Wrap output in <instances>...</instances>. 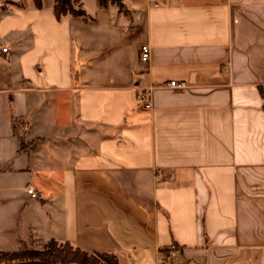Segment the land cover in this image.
I'll use <instances>...</instances> for the list:
<instances>
[{
    "label": "crops",
    "instance_id": "obj_1",
    "mask_svg": "<svg viewBox=\"0 0 264 264\" xmlns=\"http://www.w3.org/2000/svg\"><path fill=\"white\" fill-rule=\"evenodd\" d=\"M80 1L0 4V251L264 264V0Z\"/></svg>",
    "mask_w": 264,
    "mask_h": 264
},
{
    "label": "trees",
    "instance_id": "obj_2",
    "mask_svg": "<svg viewBox=\"0 0 264 264\" xmlns=\"http://www.w3.org/2000/svg\"><path fill=\"white\" fill-rule=\"evenodd\" d=\"M37 7L43 6V0H35ZM122 0H98L101 7L121 4ZM5 6V5H4ZM57 19L67 15L87 17V11L80 0H54L53 7ZM45 260L58 264H119L118 258L111 252H90L74 246L70 242L52 240L42 250L21 248L15 251H0V264L22 260Z\"/></svg>",
    "mask_w": 264,
    "mask_h": 264
},
{
    "label": "built area",
    "instance_id": "obj_3",
    "mask_svg": "<svg viewBox=\"0 0 264 264\" xmlns=\"http://www.w3.org/2000/svg\"><path fill=\"white\" fill-rule=\"evenodd\" d=\"M3 51H7L8 47H3L2 48ZM141 58L143 61L148 62L151 58V47L149 44H144L141 47ZM172 86H184L185 83L182 82H177L176 80L171 81L170 83ZM153 89V86H149L146 88H143L139 94L138 97L144 101V105L147 109L152 107V99H151V90ZM167 176L166 170L163 168H159L156 171V179L158 182H163L165 181V178ZM29 193L33 196V197H37V191L34 187H29L28 189ZM175 247H171L169 249V253H168V259L172 260L175 257Z\"/></svg>",
    "mask_w": 264,
    "mask_h": 264
},
{
    "label": "rangeland",
    "instance_id": "obj_4",
    "mask_svg": "<svg viewBox=\"0 0 264 264\" xmlns=\"http://www.w3.org/2000/svg\"><path fill=\"white\" fill-rule=\"evenodd\" d=\"M97 0H82V2H84L85 6L88 8L89 11H91V7L95 6V2ZM17 2H19V0H0V4H3L7 7H9L10 5H14V4H18ZM117 6L122 9L125 10V4H124V0H122L121 4H117ZM47 247V245L43 248L45 249Z\"/></svg>",
    "mask_w": 264,
    "mask_h": 264
},
{
    "label": "water",
    "instance_id": "obj_5",
    "mask_svg": "<svg viewBox=\"0 0 264 264\" xmlns=\"http://www.w3.org/2000/svg\"><path fill=\"white\" fill-rule=\"evenodd\" d=\"M1 264H58V263L36 259V260H22V261H15V262H4Z\"/></svg>",
    "mask_w": 264,
    "mask_h": 264
}]
</instances>
